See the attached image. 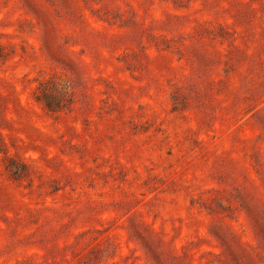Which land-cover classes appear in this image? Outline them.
Segmentation results:
<instances>
[{
    "label": "rangeland",
    "instance_id": "374dc122",
    "mask_svg": "<svg viewBox=\"0 0 264 264\" xmlns=\"http://www.w3.org/2000/svg\"><path fill=\"white\" fill-rule=\"evenodd\" d=\"M0 264H264V0H0Z\"/></svg>",
    "mask_w": 264,
    "mask_h": 264
}]
</instances>
